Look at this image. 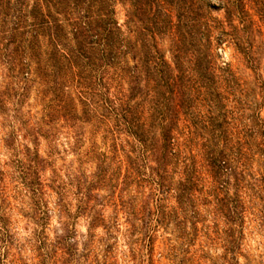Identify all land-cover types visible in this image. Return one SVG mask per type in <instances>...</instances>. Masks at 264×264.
Listing matches in <instances>:
<instances>
[{
    "label": "trees",
    "instance_id": "obj_1",
    "mask_svg": "<svg viewBox=\"0 0 264 264\" xmlns=\"http://www.w3.org/2000/svg\"><path fill=\"white\" fill-rule=\"evenodd\" d=\"M249 4L0 0V264H114L120 242L125 264H240L264 191Z\"/></svg>",
    "mask_w": 264,
    "mask_h": 264
},
{
    "label": "rangeland",
    "instance_id": "obj_2",
    "mask_svg": "<svg viewBox=\"0 0 264 264\" xmlns=\"http://www.w3.org/2000/svg\"><path fill=\"white\" fill-rule=\"evenodd\" d=\"M216 3V1H214ZM259 9V10H258ZM248 34L245 41L250 42L253 45L252 55L255 58L259 59L260 63V74L264 84V0H262V5L259 8H256L254 4H249L248 8ZM122 17V16H121ZM120 17V18H121ZM222 60L229 62L233 67L237 68L239 74L242 77H249L250 71L247 69L241 62L240 56L235 52L233 47L223 46L221 51ZM264 86V85H263ZM256 93H258L257 99L258 103L261 104L260 115L264 119V87L261 92L257 88ZM24 112H28V116H33L35 112L40 110L39 104H37L36 96L34 92H31V95L28 101L23 105ZM1 121V120H0ZM1 126V125H0ZM2 132H0V161L1 163L4 160H7L8 152L2 148L1 145ZM68 159H74L73 155H67ZM88 165H84V168L88 170ZM262 188L264 190V165L262 167ZM18 215H13V218H17ZM19 228L22 231L24 227V222L18 223ZM77 229L81 232H85L84 221L81 220L77 225ZM23 233V232H22ZM124 252V246L122 242L119 243V246L116 251V263L114 264H125L123 261L122 255ZM222 250L219 248L213 249L209 252V255L218 259L222 254ZM240 264H264V191L260 194L259 199L253 200V203L250 204V208L245 217L244 225V237L242 240V248L240 255H238ZM156 264H167L166 261H160Z\"/></svg>",
    "mask_w": 264,
    "mask_h": 264
}]
</instances>
